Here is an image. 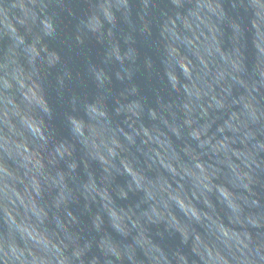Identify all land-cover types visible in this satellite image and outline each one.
Segmentation results:
<instances>
[{"label":"clouds","instance_id":"9594fccd","mask_svg":"<svg viewBox=\"0 0 264 264\" xmlns=\"http://www.w3.org/2000/svg\"><path fill=\"white\" fill-rule=\"evenodd\" d=\"M0 264H264V0H0Z\"/></svg>","mask_w":264,"mask_h":264}]
</instances>
